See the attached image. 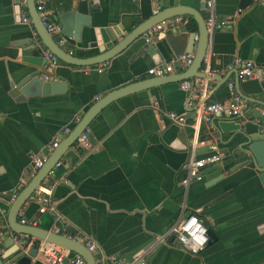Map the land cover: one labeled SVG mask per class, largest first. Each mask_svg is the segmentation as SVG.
Masks as SVG:
<instances>
[{
    "label": "crops",
    "instance_id": "obj_1",
    "mask_svg": "<svg viewBox=\"0 0 264 264\" xmlns=\"http://www.w3.org/2000/svg\"><path fill=\"white\" fill-rule=\"evenodd\" d=\"M173 1L92 2L98 10L89 16L90 25L80 23L78 38L72 36L73 28L71 35L62 32L66 39L62 48L78 58L95 56L100 51L93 46L94 28H110L114 35L120 32L122 36L115 39L120 40ZM203 1L177 0L199 10L205 20L213 12L217 22L227 21L217 23L212 30L201 67V72L209 73L206 101L226 99L227 82L235 81V69L227 66L236 57L244 58L254 62L258 75L239 82L237 92L244 98V110L258 108L264 115V105L254 101L264 102V0H212L210 9L209 0H205L206 8ZM88 4L80 0L45 1L49 17L60 23L62 30L61 17L72 12L85 18ZM24 15L29 22L21 21ZM183 21L188 31H196L193 16H183ZM157 33L152 44L160 47L158 52L138 54L146 41L142 36L105 61L101 72L97 65L86 71L59 60L51 73L41 71L40 76L44 81L47 74V81L64 82L61 91L12 95L24 75L41 69L30 63L32 57L25 52L29 42L40 38L27 6L18 0H0V193L5 194L0 201V233L9 229V194L19 192L37 172L31 156L48 158L67 136L63 130L72 131L78 123L75 119H81L92 104L114 90L138 83L141 86L136 91L109 102L91 119V149H80L76 140L60 158L55 174L49 176L55 183L52 198L62 220L56 221L50 212L38 213V203L30 199L20 209L18 221H35V226L63 235L78 234L83 244H95L94 256L115 255L128 262L143 254L154 264H264V186L258 171L249 165L231 170L234 161L223 159L203 168L201 181H192L187 187L181 184L186 176L184 164L192 153L204 157L213 143L220 152L226 147L231 151L241 138L221 142L227 137L220 139L214 124L227 120L223 117H214V124L194 123V107L187 105L189 93L175 80V74L187 73L188 67L174 62L164 41L157 40ZM170 62L174 66L171 78L160 85L151 84L147 70ZM169 111L184 114L186 123L170 122L165 115ZM55 139H59L58 145L48 153ZM189 213L203 221L215 238L195 255L181 248L170 233ZM13 238L12 246L5 250L0 246L4 264L13 260L12 255L5 257L17 243L16 236ZM32 247L28 245L24 254ZM42 261L37 250L30 264Z\"/></svg>",
    "mask_w": 264,
    "mask_h": 264
},
{
    "label": "water",
    "instance_id": "obj_2",
    "mask_svg": "<svg viewBox=\"0 0 264 264\" xmlns=\"http://www.w3.org/2000/svg\"><path fill=\"white\" fill-rule=\"evenodd\" d=\"M201 5L206 8V1L204 0ZM26 6L29 9L32 21L36 25L40 41L36 42L32 40L29 42L25 52L27 55L32 57V59L29 60L30 63L36 67H40L41 69H36L24 75L15 85L12 95L21 94L24 97L28 95H44L50 93L51 91H61V89L65 87L64 82L57 80L44 81L41 78V71L46 73L52 72L50 67L45 66L44 52H52L60 61L79 67L98 65L102 62L110 60L115 55L123 52L131 45L135 44L142 36H145L147 30L162 22L166 23V28L161 29L157 33L156 38L158 41H164L166 47L170 49L175 59L185 53L194 54L192 63L188 67V72L175 74V76L178 77L175 80L183 81L193 77H206V74L203 71L201 72V67L204 63L206 48L211 32L207 30L205 18L201 15L199 10H194L187 5H180L177 0H174L171 6L160 10L145 21L138 24L120 40H115L117 37L122 36L120 32L117 33V35H114L110 28H94L93 35L95 37V44L93 46H98L100 53L88 58H78L69 54L62 48V46L58 45L53 40L52 36L46 31L40 17L38 16L35 8V0H28ZM96 10H98L96 4L89 2L88 16H85V18L79 17L72 12L64 14L63 17H61L63 24L62 32L67 35H71L70 33L73 28L74 34L72 36L74 38H78L79 26L82 23L89 26V16ZM186 15L194 17L197 24L196 31H188L186 29L187 25L183 24V16ZM72 16H74L75 23H72ZM177 17H181V20L177 21ZM145 50L147 53L153 54L160 51V47L152 44L151 39L142 43L137 53L142 54ZM170 75L172 74L162 77H151V84L154 86L160 85L161 83L166 82V80H169V78H171ZM225 80L226 79H224V81ZM235 85L236 87L239 85V82L236 79ZM140 86L141 85L138 83L128 84L110 92L92 104L73 130L65 138L61 139L59 149L48 156L46 161L32 176L30 181L18 192L15 200L11 202L10 210L7 215L9 229H4L0 233V246L3 250L14 244L13 236H16L17 243L15 244L14 249L7 253L5 257L12 255L13 260H15L17 264H30L31 257H34L37 253L38 242L44 241L61 246L71 252H76L84 257L86 264H94V256L87 250L84 244L79 243L70 238V236L63 235L59 232H53L40 226L22 224L18 221V213L28 201L29 197L33 194L34 190L47 176L48 171L76 142L79 134L86 126L89 125V122L98 113V111L109 102L136 91ZM142 88L150 87L143 86ZM254 101L264 105V102L262 101ZM243 118L242 122L230 119L223 120L218 124H214L213 119L210 122L214 124V128L217 130L220 139H222L224 135L227 137L226 140H221L222 143H227L237 136L241 138V142L238 143L235 149L233 148L236 150L235 152L233 149L229 151L227 147L222 151V160L228 159L234 161L235 164L231 170L248 165L252 166L259 172V178L264 186V115L261 110L254 108L251 111L244 110ZM191 215L192 214L189 213L187 214V217H190ZM1 228L3 229V227ZM207 236V244L215 239L213 231L209 228H207ZM28 245H33L34 247L29 248L27 255L24 254V249L28 247ZM0 264H4L1 256Z\"/></svg>",
    "mask_w": 264,
    "mask_h": 264
},
{
    "label": "built area",
    "instance_id": "obj_3",
    "mask_svg": "<svg viewBox=\"0 0 264 264\" xmlns=\"http://www.w3.org/2000/svg\"><path fill=\"white\" fill-rule=\"evenodd\" d=\"M22 6H26L28 0H18ZM46 0H35V8L38 13V16L41 19V22L46 29V31L56 38V43L60 46L66 44V39L62 33V26L57 21L52 20L49 17L48 11L45 7ZM80 1H89L95 2L97 0H80ZM209 9L212 7V0L208 2ZM238 12H241V9H238ZM177 21L181 20V17L176 18ZM22 22H29L28 16H22ZM227 21L217 22L216 17L213 12H210L208 17L205 20V24L207 30L212 32L215 28L216 24L219 23L221 25L225 24ZM162 24H166L165 22L159 23L154 27L147 30L145 33V39L151 40L152 37L162 29ZM35 35V33H34ZM71 54V51H68ZM45 58V66L53 68L58 62V57L52 52H44ZM194 58L193 53H185L179 56L174 62H180L183 68H187L192 63ZM106 62H102L97 65L95 68L97 71L101 72L105 69ZM86 71L90 69V66L84 67ZM227 69H235V79L238 82H244L257 77L256 67L253 61L236 57L231 63L228 64ZM174 70L173 64L164 63L155 65L147 70V73L152 77H162L168 74H171ZM205 73V72H204ZM206 77L197 78L193 77L190 79H186L181 81L180 87L189 93L187 105L194 107V115L193 120L196 122H210L214 117H223L225 119L235 120L242 122L244 117V98L237 92V88L234 80H228L227 88L228 95L223 101L216 102H207V83L206 78L209 77V73H205ZM45 80L49 79L47 74L43 75ZM166 117L170 122L182 125L185 124L187 119L184 114H177L173 111L166 112ZM80 117L75 119V122H79ZM70 128H65L63 133L68 135L70 133ZM90 133L91 128L86 126L82 132L79 134L77 138V144L80 149H91L92 144L90 141ZM59 139H55L51 145L48 147L47 151L50 153L54 148L57 147ZM196 145L194 142L193 146ZM209 152L204 157L195 156L194 153L190 155L188 160L184 164V168L186 171V176L181 180V184L184 187H187L192 181H201L203 178L202 170L203 167L208 165H213L222 160L223 154L219 151V147L216 143L210 144ZM33 162V168L38 170L43 163L46 161V155H35L31 156ZM61 165V162H56L55 165L48 171L47 176L43 179L41 184L34 190L33 194L29 197L28 200L33 199L38 203V213L50 212L54 215L56 221H61V216L56 210L55 201L52 198V191L55 186V183L49 179V176H53L55 174V170L57 167ZM18 191H15L8 196V200L10 202L14 201ZM5 194L0 193V201L4 198ZM28 202V201H27ZM26 202V203H27ZM25 203V204H26ZM22 224L35 226V221H28L26 219H21ZM2 226V211L0 209V231ZM170 233L174 236L176 242L190 254H198L208 242L207 236V227L196 215H191L187 218L180 219L171 229ZM73 240L84 243V239L78 235L73 234L70 236ZM85 247L92 254L96 250V246L92 242H86ZM43 256V264H86L84 257L76 252H71L69 250L64 249L61 246L47 243L41 241L38 245L37 249ZM94 256V254H93ZM9 264H17L15 260H11ZM94 264H154L148 261L143 254L136 255L132 261H124L118 258L115 255L107 256L105 254H100L98 256H94Z\"/></svg>",
    "mask_w": 264,
    "mask_h": 264
}]
</instances>
